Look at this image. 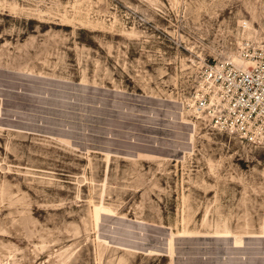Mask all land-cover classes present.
Instances as JSON below:
<instances>
[{"label":"rangeland","instance_id":"1","mask_svg":"<svg viewBox=\"0 0 264 264\" xmlns=\"http://www.w3.org/2000/svg\"><path fill=\"white\" fill-rule=\"evenodd\" d=\"M264 0L0 2V264H264V145L197 120L187 57Z\"/></svg>","mask_w":264,"mask_h":264},{"label":"built area","instance_id":"2","mask_svg":"<svg viewBox=\"0 0 264 264\" xmlns=\"http://www.w3.org/2000/svg\"><path fill=\"white\" fill-rule=\"evenodd\" d=\"M32 0H0L28 5ZM239 23V40L219 50V33L187 57L190 94L181 102L194 118L250 147L264 145V44Z\"/></svg>","mask_w":264,"mask_h":264},{"label":"bare ground","instance_id":"3","mask_svg":"<svg viewBox=\"0 0 264 264\" xmlns=\"http://www.w3.org/2000/svg\"><path fill=\"white\" fill-rule=\"evenodd\" d=\"M212 129L216 130V131H219L220 133H223L221 132L220 130H217L215 127L211 126Z\"/></svg>","mask_w":264,"mask_h":264}]
</instances>
